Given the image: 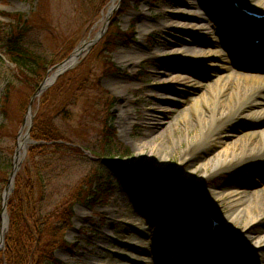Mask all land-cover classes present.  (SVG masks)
<instances>
[{
	"label": "rangeland",
	"instance_id": "374dc122",
	"mask_svg": "<svg viewBox=\"0 0 264 264\" xmlns=\"http://www.w3.org/2000/svg\"><path fill=\"white\" fill-rule=\"evenodd\" d=\"M182 1L133 0L132 6L118 16L117 25L125 32L134 23V41L125 43L118 39L112 52H92L108 30V24L102 37L77 59L74 67L88 57L80 73L86 78L93 77L107 58L118 69L100 78L101 89L112 97L113 103L109 111L111 116L104 121L109 120L114 135L108 136L102 129L104 121L101 120L104 116L95 115L100 104L89 95L88 102L79 103L80 114L74 122L68 118L61 119L58 115L55 118L63 136L86 152L80 155L69 150H48L49 152L36 158L37 169L34 171L38 172L39 179L34 182L40 185L41 190L38 204L46 212L68 198L72 192L78 191L79 186L86 187L88 180L96 176H100L109 188L104 200L94 207L83 201L75 203L71 225L64 231V239L68 245L55 251V257L63 264H91V260L94 263L98 258L95 253L99 248L115 259L113 254L120 257L133 255L136 258H147L148 256L135 251L129 240L125 239L128 235L135 234L130 222L132 217H136L144 225L155 223L153 225L159 230L156 233L158 239L165 235L171 239L174 238V231L188 229V235L195 239L194 247L180 245L173 252L189 254V258H194V264H205L206 261L208 263V259L212 257L217 264H264V203L250 201L251 209L258 206L256 211L260 212V220L246 227L249 218L255 216L252 213L250 217L246 216L243 208L232 202L230 195L216 198L213 193L214 188L225 191L238 187L245 192V199L251 200L250 194L259 192L260 184L264 182V141L255 144L259 147L258 153L251 157L247 166L241 165L239 170L217 173L197 186L192 185L186 178V173L194 163L196 167L201 162L209 165L205 171L193 173V179L199 178L201 174L207 176L212 173L216 162L210 163L213 158L211 153L221 146V137L217 135L222 131L234 132L238 136L244 134L251 123L237 118L257 98H248L244 111L237 110L239 114L235 121L226 123L223 129L217 125L220 120L217 112L222 107H235L236 100L210 101L204 109L206 118L200 122L194 116H189L185 123L174 121L180 112L188 111L193 97L204 92L206 87L213 86L218 77H226L234 70L263 74L264 55L257 58L246 56V59H243V55H238L237 58H221L211 65L175 58L178 57L175 56L176 49L181 43L196 51H207L215 48L212 42L218 41V38L226 43L225 46L219 45L220 51L229 48L231 52H239L241 47L237 45L238 38L232 39L234 33L230 32V25L221 22V11L224 9L233 12L236 23L245 25L244 28L236 27L237 32L244 34L252 30V22L236 6L238 0H208L212 4L211 8L195 9L194 13V16L201 19L205 28L203 33L208 35L200 36L191 29L179 31L176 29V21ZM98 2L99 0H0V127L3 128L0 132V170L6 175L5 182L0 180V209L1 196L12 167L18 137L25 133L24 118L31 97L28 96V90L13 77L14 66L5 49L9 33L18 28L22 43L29 51L53 62L60 58L63 51L72 46L75 49L81 47L84 42L89 43L100 32L104 25L102 16L110 5L108 3L103 9L97 10L95 7ZM247 7L251 9L248 5ZM213 10L215 11L212 12ZM249 41L252 48L249 54L257 52L263 45L255 47L253 39ZM128 51L133 52V59L123 58V54ZM168 70L184 72L189 78H196L197 82H201L202 88L195 92L187 89L176 90L173 85L167 84ZM51 73L52 71L48 72L47 76ZM8 90L12 95L14 91L18 92L13 95V118L9 122L3 116ZM168 92L173 95L166 96ZM167 98L176 101L173 111L163 120V124H153L152 116L157 114L160 106L166 105ZM181 102L185 104L181 105ZM32 114L34 121L37 106L32 107ZM204 123L213 125L214 137L207 147L196 150L201 142ZM152 140L161 143L163 147H157L151 156L149 147L143 152L139 150L143 144L153 143ZM235 140L237 139L228 140L223 146L231 148L230 145ZM191 150H195L191 158L181 163L180 157ZM164 155L167 158L160 160ZM124 165L160 178H169V181L164 179L158 184L153 183L152 188L147 190L142 181L134 180L130 175L120 174L114 169ZM179 185H183V189ZM36 188L34 196L38 199V185ZM190 191L192 194L188 195ZM237 209L242 214L227 221L226 215ZM211 217L217 219L219 227L212 229ZM245 227L246 236L240 233V229ZM110 232L117 233V236H110ZM101 242L106 246L100 247ZM157 246L151 259L162 257L159 254L162 249L159 244ZM157 262L173 264L169 257L160 263L157 259ZM120 263L130 264L126 260H121ZM190 263L182 261L180 264Z\"/></svg>",
	"mask_w": 264,
	"mask_h": 264
},
{
	"label": "trees",
	"instance_id": "16d2710c",
	"mask_svg": "<svg viewBox=\"0 0 264 264\" xmlns=\"http://www.w3.org/2000/svg\"><path fill=\"white\" fill-rule=\"evenodd\" d=\"M109 1L99 0L95 9H103ZM132 2L133 0H121L119 7L110 19L108 30L92 52L99 50L108 54L116 47V40L119 39L125 43L134 41V23L125 32H122L117 25L118 16L127 11L132 6ZM19 35L18 28L10 31L5 49L14 66V79L17 83L22 84V87L28 90V96H31L47 75L48 70L67 58L75 46L63 51L58 60L46 61L41 56L29 51L23 45ZM87 60L88 57L75 68L61 74L34 102L33 106L34 108L37 106V114L34 117L30 138L35 143L28 146L23 165L15 177L13 192L8 199L9 225L4 236V249L0 251V264H63L55 257V251L68 245L64 239V231L71 225L75 203L83 201L94 207L101 203L108 194V186L102 182L100 176H96L88 180L86 187L79 186L78 191L72 192L68 198L63 199L52 210L46 212L38 204L41 190L40 185L34 182L39 179L38 172L34 171L37 169L36 158L49 152L48 150L54 152L69 150L80 155L86 152L63 136L55 122L57 115L61 119L68 118L74 122L80 114L79 103L88 102L89 95H92L100 104L95 115L104 116L102 122L106 117L109 119L111 116L109 111L110 105L113 103L112 97L101 89L100 78L118 69L107 58V61L97 69L93 77L86 78L80 73ZM17 93L14 91L15 95ZM13 95L10 94V90L7 91L6 102L3 106V116L8 122L13 118ZM107 119V122L104 121L102 124V129L108 133V136H113L114 130ZM2 129L0 127V132ZM114 169L120 174L130 175L134 180L142 181L147 190L152 188L153 179H156L153 175H148L130 166H116ZM0 180L6 181V175L1 170ZM173 184L175 183L173 182ZM36 185H38L40 193L38 199L34 196ZM179 187L183 189L181 185Z\"/></svg>",
	"mask_w": 264,
	"mask_h": 264
},
{
	"label": "bare ground",
	"instance_id": "6f19581e",
	"mask_svg": "<svg viewBox=\"0 0 264 264\" xmlns=\"http://www.w3.org/2000/svg\"><path fill=\"white\" fill-rule=\"evenodd\" d=\"M237 4L240 8L248 9L251 12L264 14V11H261L262 8H264V0H238ZM217 7V4H215ZM251 7L249 9L247 7ZM212 4L208 2V0L199 2L198 0H183L181 2V6L178 9L177 12V21H176V29H179V31H184L187 29H191L197 33L200 34V36H207V33L205 32V28H203V24L201 22L200 17L194 16L195 9L199 8H211ZM213 10L212 12H214ZM221 11V10H220ZM221 22H225L227 26L230 25V32L234 33L233 38H238L237 45L241 47L238 51H230L229 48H224V50H219V45L226 44L222 38H218V41H214L215 48L213 50H207V51H196L195 49H190L185 44L181 43L182 45L176 49V55L178 57L175 58H182L187 59L188 61H195L196 63H199L200 65L207 64H215L217 63L219 59H228L229 57L237 58L238 55H243V59H246V56L248 57H260V55H264V26L263 23L259 24L256 28L257 31L253 30V33H249L247 35V32L244 34H241L240 32H237V28L241 27L244 28L245 25H240V23H236V17H233V12H231L229 9H224L221 11ZM220 15V13H219ZM252 22V20H251ZM261 22H264L262 20ZM259 23V22H258ZM260 26V27H259ZM237 27V28H236ZM237 30H236V29ZM221 31V29L219 30ZM229 32V33H230ZM252 32V31H251ZM182 33V32H181ZM183 34V33H182ZM213 34V33H212ZM185 35V34H183ZM182 35V36H183ZM211 35V34H209ZM249 36V39L247 38ZM216 37V36H215ZM218 37V36H217ZM253 38L257 39L260 38L263 42V45L257 50V52L250 53V50L252 49L251 46H249V40ZM211 43L210 46L212 48L214 47ZM245 50L247 52L245 53ZM226 53L228 55H226ZM133 52L128 51L123 54V58L127 59H133L132 58ZM241 57V56H240ZM184 72H174L169 71L167 73V84L173 85L176 90H191L193 92L198 91L202 88L201 82H197L196 78H189V76L183 74ZM195 75V74H194ZM196 77V76H194ZM198 94V93H195ZM171 95L166 93V96L171 97ZM258 96V97H257ZM250 97H256V101L247 108H244L247 104V100ZM215 99H222V100H236L235 107L231 106L230 108H224L222 107L217 114H220V120L217 125L219 128L223 129L226 127V123L234 122L237 115V110L242 111L243 108L245 110V113H243L240 117L238 116V120L242 118V120H245V122H250V126L248 127L247 131L242 135H234V132L230 131H222L217 136L221 137V143L220 148L214 150L211 154L213 158L211 159L210 163L216 162V166L212 173L210 175L205 176L204 174H201L199 178L193 179L192 175L193 173L201 170L205 171L208 167L209 163L201 162L199 164V167H196L195 163L191 166L190 171L186 173V178L189 182L192 183V185L197 186L201 184L202 182L208 180L210 177L216 175L217 173L224 172V171H235L236 169L239 170V167L241 165L247 166L248 162H250L251 157L256 155L259 151V147L255 145L257 142L264 141V73H253L252 71L248 72H238L237 70H234L226 75V77L220 76L216 79V81L213 83V86L206 87V90L202 92L201 94L194 96L192 99V103L189 104L188 111L180 112L177 117L175 118V122L181 121L182 123L187 122V118L190 116L196 117L197 121L200 122V120H204L206 118L205 115V108L207 107L208 103L215 102ZM176 101L166 99L165 106L159 107L157 114L152 116L151 122L153 124H163V120L167 119V115L173 111V108L175 106ZM172 103V104H171ZM181 105L185 104V102H181ZM243 110V111H244ZM214 123V122H213ZM175 125V124H172ZM215 125V124H214ZM210 123H204L203 129H202V136H201V142L196 146V150L202 149V147H207L208 144L211 142L210 140H213L214 134L212 133V127ZM221 134V135H220ZM223 135V136H222ZM235 140L234 143H232L229 147H224L223 145L225 142H228V140L232 139ZM149 144H143L142 147L139 149L143 152V150L147 147L150 148V154L151 156L157 147H161L162 144L155 142L152 140ZM242 145V146H241ZM241 146L240 151L238 152V148ZM163 147V146H162ZM194 149V148H193ZM195 150L188 151L184 153L180 157V162L185 163L191 158L192 152ZM167 158V155L161 156L160 160H164ZM214 196L216 198L222 196V195H230L232 202L238 204L243 208V213L246 216H251L253 214L252 218H249L248 223L246 227L252 225L253 223L260 220V217L258 216V213L256 209L258 206H255L253 209L250 208L249 204L251 202L258 203H264V182L260 184L259 192H255L250 194L251 200H247L244 197L245 192L241 191V188L235 187L230 188L227 190H221L220 188H214L213 189ZM261 193V194H260ZM251 201V202H250ZM260 211V210H259ZM252 213V214H250ZM242 212L240 209H237L234 212L228 213L226 215L227 221H230L232 219H235L236 216L241 215ZM135 234L128 235L127 240L131 243V246L133 249L140 254L148 256L147 258H136L133 255H126L124 257H120L119 255L113 254L114 257L107 256L103 251L100 250V248L96 251L95 254H97L98 258L96 262L91 264H121V260H126L130 264H158L157 259L159 263L164 260V258L169 257L170 261L173 262V264H180L182 261L191 262L190 264H194L192 261L194 258H189V254H174L173 250L176 246H184V247H194L193 241L195 239H192L194 237H190L188 234L190 231L188 229H180L178 231H174V238L168 239L165 235L164 237L158 239L156 236V233L159 231L153 224L150 223L147 225L143 224L142 221H139L136 219V217H132L130 220ZM240 229V233L245 235L247 228ZM178 230V229H175ZM129 234V233H128ZM110 236L114 237L117 236V233L110 232ZM246 236V235H245ZM140 238V239H139ZM248 238V237H247ZM142 239V240H141ZM248 241V240H247ZM147 242V243H144ZM159 244V247H161L160 251V258H154L151 259L152 256L155 254L154 248ZM156 245V246H154ZM106 244L104 242H101L100 247H105ZM158 247V246H157ZM134 252V251H133ZM136 253V252H135ZM195 253V252H194ZM137 254V253H136ZM140 254H137L138 256ZM150 257V258H149ZM210 260V261H209ZM220 262V261H219ZM203 264V263H201ZM205 264H217V261L215 262V258L212 257L208 259V263L206 261Z\"/></svg>",
	"mask_w": 264,
	"mask_h": 264
},
{
	"label": "water",
	"instance_id": "95a60500",
	"mask_svg": "<svg viewBox=\"0 0 264 264\" xmlns=\"http://www.w3.org/2000/svg\"><path fill=\"white\" fill-rule=\"evenodd\" d=\"M119 2L120 0H110V6L108 7L106 14L103 15L102 17V19H104V25L100 30V32L89 43L84 42L81 47H77L63 62L52 67L50 70L52 71L51 75L44 78V80L41 82V84L38 86V88L30 97L24 118V125H23V127L25 128V133L23 134V136L19 134L20 136L18 137V142L14 151L12 168L8 175L7 184L4 187L1 196L0 250L3 249L4 247V234L8 228L9 218L7 215V203L14 189L15 177L21 167V163L23 159L25 158L28 146L34 144V142L29 138L30 130L33 123V114H32L33 103L37 98L40 97V95L45 89H47L50 85L53 84V82L56 80V78L59 75L73 68L77 64V59L80 57L83 51L87 49L89 50V48L99 40V38L106 31L109 20L113 12L117 9ZM155 177L158 178L159 176L155 175Z\"/></svg>",
	"mask_w": 264,
	"mask_h": 264
}]
</instances>
